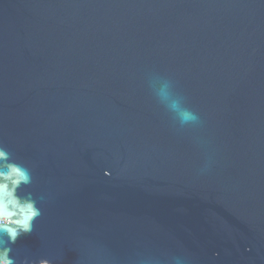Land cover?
<instances>
[{"label": "water", "instance_id": "obj_1", "mask_svg": "<svg viewBox=\"0 0 264 264\" xmlns=\"http://www.w3.org/2000/svg\"><path fill=\"white\" fill-rule=\"evenodd\" d=\"M150 72L201 114L203 146ZM0 142L47 195L20 255L264 264V4L0 0Z\"/></svg>", "mask_w": 264, "mask_h": 264}, {"label": "clouds", "instance_id": "obj_2", "mask_svg": "<svg viewBox=\"0 0 264 264\" xmlns=\"http://www.w3.org/2000/svg\"><path fill=\"white\" fill-rule=\"evenodd\" d=\"M260 2L264 4V0ZM146 84L156 102L170 114L176 131L193 130L194 141L203 146L199 136L204 124L202 116L186 105L185 97L176 91V81L150 72L146 74ZM207 167L206 163L201 172ZM103 174L111 175L108 170ZM33 182V167L19 162L14 152L0 142V264H54L47 255H20L16 248L20 237L36 232V223L43 216L42 205L47 202L46 194L31 190ZM179 259L182 264H189V255Z\"/></svg>", "mask_w": 264, "mask_h": 264}]
</instances>
